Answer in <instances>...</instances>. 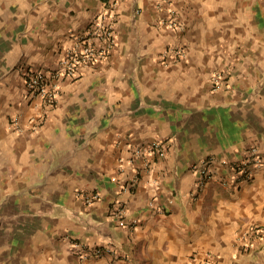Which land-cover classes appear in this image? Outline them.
I'll return each mask as SVG.
<instances>
[{
  "label": "crops",
  "instance_id": "1",
  "mask_svg": "<svg viewBox=\"0 0 264 264\" xmlns=\"http://www.w3.org/2000/svg\"><path fill=\"white\" fill-rule=\"evenodd\" d=\"M113 1V49L48 105L28 97L22 67L56 69L103 0H0V264H262L264 0ZM154 140L151 172L130 162ZM253 145L249 176L228 168ZM208 156L198 190L192 165ZM82 189L101 197L87 205ZM119 198L134 230L112 212ZM73 241L110 251L82 257Z\"/></svg>",
  "mask_w": 264,
  "mask_h": 264
},
{
  "label": "built area",
  "instance_id": "2",
  "mask_svg": "<svg viewBox=\"0 0 264 264\" xmlns=\"http://www.w3.org/2000/svg\"><path fill=\"white\" fill-rule=\"evenodd\" d=\"M103 9L94 16L91 24L82 34H80L73 45L66 51L64 57L59 61L56 69L53 71H46L41 68L22 67L23 79L25 83L26 93L28 97H40L48 105H53L60 94V80L65 77H75L78 74V67L80 65H89L94 63L97 59L106 56L114 47L116 37L114 32L113 20L110 18L109 11L113 4V0H103ZM139 11V10H138ZM169 18L165 22L172 28L179 26V21L176 18L175 10L169 7ZM98 43V44H97ZM178 54L183 53L182 50H172ZM170 52V50H167ZM224 72L215 71L212 75V82L215 89L226 85L227 80ZM19 117L13 119L15 128L20 131L22 126L18 122ZM164 152V145L160 141H151L147 145L135 147L133 153L134 157L130 159L133 162L135 158L141 157L144 162V167L151 172L153 168L152 157L156 154ZM215 158L208 156L201 159L199 162L192 165V169L198 175V190L202 189L206 184L210 172L209 168ZM124 163L123 159L121 160ZM228 168L240 176L247 177L251 174L253 167L261 163V154L259 147L253 145L250 147L246 156L242 159L226 161ZM122 170H125V165H122ZM139 179V171H134L132 177L124 181L120 187V192L131 191L136 186ZM198 191L194 193L196 195ZM77 195L84 201L85 204L91 205L101 197L99 190L82 189ZM170 202L173 199L169 200ZM113 214L118 218L121 226H126L130 230H134L138 226V220L135 218H128L129 208L125 200L119 198L114 202L112 208ZM254 233L260 234L263 231L262 226H257L253 229ZM73 245L81 249L80 255L82 257H89L90 254L101 255L104 251H110L99 246L89 249L79 241H73ZM261 255L264 264V246L261 248ZM190 264H199L192 260Z\"/></svg>",
  "mask_w": 264,
  "mask_h": 264
},
{
  "label": "rangeland",
  "instance_id": "3",
  "mask_svg": "<svg viewBox=\"0 0 264 264\" xmlns=\"http://www.w3.org/2000/svg\"><path fill=\"white\" fill-rule=\"evenodd\" d=\"M19 64H20V63H18V64L15 66V68H18Z\"/></svg>",
  "mask_w": 264,
  "mask_h": 264
}]
</instances>
